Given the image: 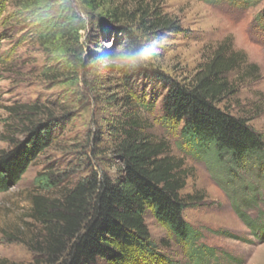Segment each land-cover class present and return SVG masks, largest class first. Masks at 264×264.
Listing matches in <instances>:
<instances>
[{
  "label": "rangeland",
  "instance_id": "rangeland-1",
  "mask_svg": "<svg viewBox=\"0 0 264 264\" xmlns=\"http://www.w3.org/2000/svg\"><path fill=\"white\" fill-rule=\"evenodd\" d=\"M145 9H157L181 29H146L140 23ZM67 10L83 19L82 28L69 36L51 35L47 23ZM47 11L55 16L49 18ZM155 36L166 37V42L157 58L137 72L93 60L114 48L144 46ZM226 38L245 53V68H258L251 75L230 74L235 91L221 106L264 136V0H109L94 9L83 0H0V155L26 139L31 121L50 118L55 127L52 143L22 179L0 191V264H59L65 259L67 253L59 262L47 261L44 226L31 216L30 197L39 192L36 178L52 176L58 186L43 193L62 197L94 172L117 177L113 127L131 112L140 116L148 135L166 140L171 155L182 159L188 174L182 193L199 196L183 215L201 233L200 243L216 248L217 257L205 263L264 264V165L245 164L233 179L211 156L188 151L182 126L164 120L167 81L191 80ZM29 105L39 110L29 111ZM241 182L257 190L254 201L243 202L241 209L258 229L236 209V198L243 201L249 193ZM146 223L160 253L177 264H194L150 207Z\"/></svg>",
  "mask_w": 264,
  "mask_h": 264
},
{
  "label": "trees",
  "instance_id": "trees-1",
  "mask_svg": "<svg viewBox=\"0 0 264 264\" xmlns=\"http://www.w3.org/2000/svg\"><path fill=\"white\" fill-rule=\"evenodd\" d=\"M83 1L94 9L109 0ZM141 14L140 23L146 29H181L177 21L157 9H145ZM47 16L55 15L47 11ZM82 20L67 10L50 19L47 26L51 35L69 36L82 28ZM94 51L99 53L98 49ZM98 58L93 60L99 61ZM246 63L245 53L236 50L226 38L200 63L191 80L169 79L164 97V120L172 127L182 126L181 135L188 151L197 157L211 156L233 179L245 164L264 165L263 134L247 119L221 106L227 94L235 91L230 74L238 71L240 76L251 75L257 70L256 64L245 68ZM26 109L39 107L29 105ZM26 131L24 141L0 155V191L22 179L32 162L52 143L55 127L49 118L44 122L31 121ZM113 131L114 152L120 162L117 177L94 172L62 197L43 193L58 186L52 176L42 173L36 178L39 192L30 197L31 216L44 226L47 261L59 262L67 253L59 264H99V260L112 264H177L157 250L146 223L148 207L186 247L194 264H206L208 259L217 257L216 248L200 243L201 233L183 215L191 204L198 202L199 196L182 193L188 174L182 159L171 155L168 142L148 135L140 116L134 112L126 116L124 123L115 125ZM244 187L249 193L243 201L236 198L240 201L236 209L246 224L258 229L256 220L241 209L242 204L254 201L257 190L248 182Z\"/></svg>",
  "mask_w": 264,
  "mask_h": 264
},
{
  "label": "clouds",
  "instance_id": "clouds-1",
  "mask_svg": "<svg viewBox=\"0 0 264 264\" xmlns=\"http://www.w3.org/2000/svg\"><path fill=\"white\" fill-rule=\"evenodd\" d=\"M166 37L155 36L144 46L127 51L124 48H114L105 56L98 59L108 66H118L121 71H139L149 65L160 54Z\"/></svg>",
  "mask_w": 264,
  "mask_h": 264
}]
</instances>
